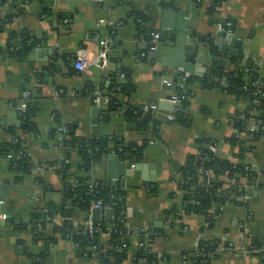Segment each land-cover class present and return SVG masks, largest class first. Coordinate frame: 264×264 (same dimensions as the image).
Returning a JSON list of instances; mask_svg holds the SVG:
<instances>
[{"label": "crops", "instance_id": "0c3cea01", "mask_svg": "<svg viewBox=\"0 0 264 264\" xmlns=\"http://www.w3.org/2000/svg\"><path fill=\"white\" fill-rule=\"evenodd\" d=\"M133 6L151 10L145 25L149 37L138 31L130 17ZM164 9L184 16L192 45L197 41L194 34L209 36L227 64L228 58L234 56L242 64L253 63L260 77L264 76V0H226L221 4L217 24L233 25V33L221 32L217 24L209 22L205 8L196 7L191 0H29L21 10L13 5V0H7L1 8L0 149L12 140V134L17 135L27 147L33 169L30 176L17 182L8 160L0 157V205L5 210L0 215V264H98L93 257H76L68 239L38 241L29 231L20 233L11 225L27 223L35 211L60 203L63 183L53 164L61 159L59 130L67 125L73 126L80 138L98 136L110 143L138 145L147 142L140 161L147 167L139 171L140 177L124 178V185L118 186L125 193L130 231L127 259L121 264H135L133 254L141 230L151 238L148 247L157 257L156 264H189L200 242L218 246L217 254L207 264H264L262 252L238 253L244 247L264 248V133L256 139L246 138L245 162L254 166L256 174L254 184L243 181L253 191L246 206H240L239 202H243L236 197H230L220 207L213 206L209 213L217 209L218 215L211 226L206 215L185 213V192L179 185L175 165L182 164L188 155L197 158L200 140L208 142L209 152L219 159L238 162L237 147L230 139L236 132L234 120L246 104L196 81L190 86L187 105L179 109L175 84L178 79L172 74L175 69L166 64L173 57L170 37L181 33L167 29L166 42L157 40ZM166 21L181 27L182 22L174 17ZM21 32L37 40L23 59L18 58V51L14 56L6 52L11 34ZM152 34L157 35L154 41ZM102 39L112 44L109 57L116 58V62L109 60L104 69L90 66L83 72L74 70L77 51L95 55ZM18 44L19 38L13 40L16 50ZM197 47V56L207 61L195 64L192 75L186 73L196 79L206 73L212 59L207 45L199 43ZM65 55L71 58L63 59ZM125 77L130 78L133 88L121 98L122 103L151 109L160 120L168 115L175 123H163L156 134L141 132L123 118L121 111L107 114V104L94 102L96 92L107 97L100 92L101 86L112 78L121 81ZM27 98L36 103V133L24 134L20 130ZM150 103L171 104L173 108L169 112L152 109ZM102 156L88 172L91 182H107V160ZM71 164L75 174V155ZM230 184H225V188ZM256 185L259 188L255 190ZM85 217L84 213L75 212L73 225L83 224ZM44 234L52 236V225L45 227ZM229 244L235 249L220 251Z\"/></svg>", "mask_w": 264, "mask_h": 264}, {"label": "trees", "instance_id": "16d2710c", "mask_svg": "<svg viewBox=\"0 0 264 264\" xmlns=\"http://www.w3.org/2000/svg\"><path fill=\"white\" fill-rule=\"evenodd\" d=\"M28 1L13 0V5L21 10ZM191 1L196 7H204L209 22L215 25L218 23L216 19L218 9L226 0ZM6 3L7 0H0V10ZM150 11L149 8L137 10L136 7H131L130 17L138 31L143 35L150 34L145 28L150 18ZM2 27L0 19V31ZM193 36L197 42L208 46L212 59L206 73L201 78H186L184 88H179L176 81V93L179 97H183L180 99L179 109H184L187 105L190 86L196 81L205 87L216 88L225 94L244 101L246 104L245 109L233 123V127L240 133V136L239 138L233 137L230 139V142L237 147L238 152L235 155L238 162L233 163L219 159L215 154L209 152L208 142L200 140L198 142L200 153L197 158L188 155L182 164L174 167L181 181L179 185L185 192V213L206 215L211 226L218 215L217 209L213 214L209 213L213 206L220 207L229 201L230 197L240 198L244 192L240 188L244 186L243 181L247 185L255 183L256 174L246 169L245 155L248 147L244 137L248 121H261L263 126L262 130L251 135L252 139H256L264 133V97L257 98L258 103L256 105L251 103L254 99L252 93L256 87L259 86L264 93V83H260L259 69L253 63L246 62L242 64L239 58L233 56L228 58L227 64L209 36L198 34ZM16 38H19L17 50L13 45V40ZM35 44H37V40L27 32L12 33L6 44V52L14 56L18 51V58L23 59ZM64 58L69 60L71 56L65 55ZM53 68H55L54 65H51L50 69L53 70ZM132 88L133 83L128 77L121 81L112 78L109 83L101 86L100 92L109 98L104 111L106 113L121 111L123 118L127 122L133 123L137 130L141 132L151 131L156 134L163 122L154 117L151 109L128 106L122 103L121 98L130 92ZM36 111L35 101L27 98L25 109L21 115L20 126V130L24 134L36 133L37 127L34 122ZM60 136L61 159L53 164L56 174L63 183L60 203L56 206L44 207L35 211L27 223L11 222V225L17 232L29 231L38 241L46 240L48 243H53L58 238L68 239L73 244L76 257H93L98 264H121L127 259L128 254L127 249L122 248V244L125 242L129 247L128 238L130 234L129 228L124 224L126 221L124 219L126 209L125 193L120 188L110 186L108 183L91 182L88 172L92 164L107 153L116 154L122 162H140L147 142L138 145L124 141L110 143L106 138L98 136L80 138L76 136L75 129L71 125L65 126L64 132ZM72 155H75L78 159L75 174L71 172ZM0 157L8 160L9 167L15 174L17 182L32 174L33 164L29 152L24 141L17 135L12 134V140L2 146ZM198 161L200 162L199 165H197ZM72 180L75 182H72ZM230 182L234 184H230L225 188V184ZM258 188L259 186L256 185L255 190ZM97 202H100L102 207L111 210L110 219L103 217L94 221V227L99 230V233L89 234L85 230L84 223L74 226L72 220L75 212H82L87 217L92 204ZM239 204L240 206H246V204L240 202ZM54 216H58L61 222L52 225L51 237H45L44 229L47 225H51L49 219ZM148 239L151 240L149 236ZM143 241L144 236L140 234V242ZM23 244L22 241L18 242L22 251L27 253ZM217 247V244L211 242H200L198 244V250L205 253L213 252ZM42 257H45V254ZM133 261L135 264H156L157 257L150 252L149 247L138 246L133 254ZM194 261V258H189V264H193Z\"/></svg>", "mask_w": 264, "mask_h": 264}, {"label": "water", "instance_id": "95a60500", "mask_svg": "<svg viewBox=\"0 0 264 264\" xmlns=\"http://www.w3.org/2000/svg\"><path fill=\"white\" fill-rule=\"evenodd\" d=\"M162 19L159 26L158 31V41L159 42H166L167 37V29L175 30V32L181 33L180 35L171 36L170 40L172 41V48H173V57L169 59L166 67L171 69L183 68V71L187 74L192 75L195 70V64L200 63L204 64L207 60L200 58L197 56L199 44L196 40V44L192 45V35L188 36L186 20L182 14H177L176 12L164 9L161 12ZM174 17L180 23L181 27H173L169 22H167V18ZM185 30V31H184ZM221 32L230 31L233 33L234 28L233 25L231 26H224L222 25L220 28ZM185 32V33H184ZM149 37V35H146ZM153 45V44H151ZM166 45V43H165ZM109 49H112V44L109 45ZM116 62V58L108 57V61ZM117 68H120V65H117ZM120 73V72H119ZM168 75V73H166ZM198 77H201L200 75ZM261 81L264 82V76L261 77ZM166 106V107H165ZM159 104L158 106L155 103H150L149 107H157L160 110H165L167 112L171 111L173 106L171 104L166 105ZM181 115H178L177 119L179 120ZM165 125H171L175 123V119L173 117L164 116L162 120ZM19 122L14 123L18 126ZM61 134V133H60ZM103 160H107V182L110 186L118 187L124 185V178H138L140 177L139 171L147 167L146 163H133V162H122L120 161L119 157L116 154H103ZM199 161L197 162V165ZM5 210L2 205H0V215H4ZM92 217L98 218L100 212L98 209H94L91 212ZM105 217L109 219L111 217V211L107 210L105 213ZM6 220L4 221V223Z\"/></svg>", "mask_w": 264, "mask_h": 264}, {"label": "built area", "instance_id": "2783aa9c", "mask_svg": "<svg viewBox=\"0 0 264 264\" xmlns=\"http://www.w3.org/2000/svg\"><path fill=\"white\" fill-rule=\"evenodd\" d=\"M221 24H217V28L220 30L221 28ZM151 35V34H150ZM157 35L156 34H152V38L153 41L155 39ZM100 50L97 54L93 55V54H89L87 53L85 50H78L77 53L75 54L74 60H73V68L74 70L78 71V72H83L86 68L90 67V66H94L100 69H104L107 64H108V57H109V53H110V49H109V40L107 39H102L100 40ZM177 79H178V87L179 88H184V81L186 78H188V75L181 69H175L173 70L172 73ZM260 83H264L263 81L260 80ZM223 84V82H222ZM254 99L251 101L252 105H256L258 103L257 98H262L264 97V93L262 92V90L260 89V87H256L255 91L252 93ZM95 99L94 102L98 103L100 102V100L102 102H104L105 104H108L109 102V98L107 97H100V94L98 92H96L94 94ZM181 98H183L182 96L179 97L177 95V100H180ZM25 107L22 108V110L24 111ZM153 109V108H152ZM168 116V115H167ZM154 117L155 116V112H154ZM170 117V116H168ZM263 126H262V122L261 121H248L247 126L245 128V140L246 138H252V134L258 132L259 130H262ZM60 133L64 132V129L60 128L59 130ZM240 133H238V131L236 130L235 132V136L236 138H239ZM246 169H248L251 172H254V166H246ZM209 182V179L207 180ZM72 182H75L74 180H72ZM232 184H234L232 182ZM241 189L244 190L243 194H241L240 196V200L243 202V204H247L251 197V190H248V188H246V186H241ZM245 207V206H244ZM94 209H98L100 214L98 216V218H94L92 217V210ZM107 210H110L109 208H105L102 207L100 202L94 203L92 204L90 211L84 221V227L86 232H88L89 234H93V233H99V230L97 228L94 227V221L95 220H100L103 217H105V213ZM46 211V210H45ZM111 211V210H110ZM111 218V217H110ZM109 218V219H110ZM124 219L126 220V210L124 211ZM49 220H51V225L53 224H60L61 219L58 216H54L53 218H50ZM125 226L128 228L127 225V221H125ZM140 234H143L144 236V241L143 242H139L138 246L139 247H148L150 240L148 239V234L144 232V230H141ZM103 237H105L103 235ZM122 248L123 249H127L128 250V246L127 243H123L122 244ZM220 251L222 250H227V251H232L235 248H233L232 244L227 245V247L225 249H221L219 248ZM262 252L264 254V248H254V247H248V248H240L238 250V253L243 255V254H248V253H252V252ZM217 250L210 252V253H205L202 250H198V247L195 249V251L192 254V258H194V263L193 264H207L208 260L212 257H214L217 254Z\"/></svg>", "mask_w": 264, "mask_h": 264}]
</instances>
